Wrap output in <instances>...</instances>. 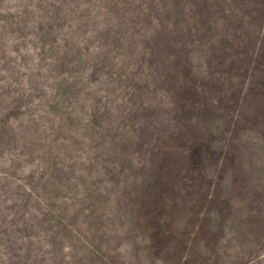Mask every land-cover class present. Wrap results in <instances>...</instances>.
I'll use <instances>...</instances> for the list:
<instances>
[{
  "label": "rangeland",
  "instance_id": "1",
  "mask_svg": "<svg viewBox=\"0 0 264 264\" xmlns=\"http://www.w3.org/2000/svg\"><path fill=\"white\" fill-rule=\"evenodd\" d=\"M0 264H264V0H0Z\"/></svg>",
  "mask_w": 264,
  "mask_h": 264
}]
</instances>
